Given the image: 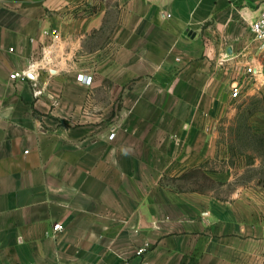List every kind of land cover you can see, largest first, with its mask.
<instances>
[{
    "label": "crops",
    "instance_id": "crops-1",
    "mask_svg": "<svg viewBox=\"0 0 264 264\" xmlns=\"http://www.w3.org/2000/svg\"><path fill=\"white\" fill-rule=\"evenodd\" d=\"M262 1L0 0V264H264Z\"/></svg>",
    "mask_w": 264,
    "mask_h": 264
},
{
    "label": "rangeland",
    "instance_id": "rangeland-1",
    "mask_svg": "<svg viewBox=\"0 0 264 264\" xmlns=\"http://www.w3.org/2000/svg\"><path fill=\"white\" fill-rule=\"evenodd\" d=\"M264 98V95L261 96ZM242 101L238 103L236 106L239 110H242L243 112H248L249 107H252L250 104V99H241ZM260 108L264 109V99L259 104ZM239 129L240 131H237V133L234 135L231 134L229 136V140L232 142L234 141V144L236 147L240 150V152L243 153L244 158L247 161L253 160L256 161V166L245 168L239 174L238 180L240 181H246V180H264V139L261 138V140L254 139L250 135V131L247 127L248 122L240 121ZM234 139V140H233ZM198 184L202 185V187L207 188H215L214 183L207 181L206 179L202 178V176H199L197 178ZM198 184H195L199 186ZM246 184V183H245ZM194 186V184L192 185ZM220 188V187H219Z\"/></svg>",
    "mask_w": 264,
    "mask_h": 264
},
{
    "label": "built area",
    "instance_id": "built-area-1",
    "mask_svg": "<svg viewBox=\"0 0 264 264\" xmlns=\"http://www.w3.org/2000/svg\"><path fill=\"white\" fill-rule=\"evenodd\" d=\"M251 29L255 36V39L259 42V52L261 55L262 60V67L258 70H256L255 75H259L264 79V0L261 3L260 12L257 18L251 23ZM52 34L55 38L59 37V33L57 30H53ZM251 72L253 71V68L251 69ZM29 70L23 71L19 76L23 79H26L28 77ZM17 74H12L11 78L16 79ZM78 80L82 82L83 84L90 86L93 82V77L88 75H79ZM41 91L36 92V94H40ZM231 97L234 99L240 98L242 96L241 87L239 84H235L231 86L230 89ZM115 133L113 132L110 135V138L113 139L115 137ZM55 231H62L64 229V226L62 224H56L54 226Z\"/></svg>",
    "mask_w": 264,
    "mask_h": 264
},
{
    "label": "trees",
    "instance_id": "trees-1",
    "mask_svg": "<svg viewBox=\"0 0 264 264\" xmlns=\"http://www.w3.org/2000/svg\"><path fill=\"white\" fill-rule=\"evenodd\" d=\"M263 97H259V96H253L250 98V104L252 105V107H249L248 112H243V116L240 118V121H244L247 122L248 118L251 117L254 113L259 112V111H264L263 108H260L259 104L261 103V101L263 100ZM248 127V125H247ZM264 139V136L260 137ZM260 184L264 187V180L260 181Z\"/></svg>",
    "mask_w": 264,
    "mask_h": 264
}]
</instances>
